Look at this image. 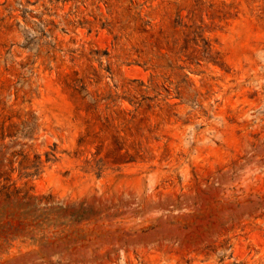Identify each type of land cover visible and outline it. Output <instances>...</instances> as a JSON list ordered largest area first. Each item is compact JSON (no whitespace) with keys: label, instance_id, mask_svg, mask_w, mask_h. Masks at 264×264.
<instances>
[{"label":"rangeland","instance_id":"obj_1","mask_svg":"<svg viewBox=\"0 0 264 264\" xmlns=\"http://www.w3.org/2000/svg\"><path fill=\"white\" fill-rule=\"evenodd\" d=\"M126 3L0 0V264H264V0Z\"/></svg>","mask_w":264,"mask_h":264},{"label":"trees","instance_id":"obj_2","mask_svg":"<svg viewBox=\"0 0 264 264\" xmlns=\"http://www.w3.org/2000/svg\"><path fill=\"white\" fill-rule=\"evenodd\" d=\"M122 1H126L127 3L125 5L120 6V12H116V14L118 15L117 22H104L102 23V26L111 27V30L113 32L116 29L115 40L117 42H121L124 38L132 36V33L130 32L131 30L135 33H139L140 35H151V38L154 37L151 32L146 28L150 23H144L140 18V13L138 12V9L142 8L144 4L136 5L135 0H119V2ZM147 1L149 0H146V2ZM173 5L177 7L176 19L174 21L175 32L177 33V28L180 27L184 30L183 33H185V31L191 29L192 26L188 23H184L181 17V5H177L175 3ZM86 24H89L91 27H93L94 25L92 22H86ZM156 44L159 51L161 52L164 49L161 47V45L164 44L163 39L157 40ZM168 50L171 52L170 49ZM95 55H98V52H91L89 54V57L87 58L88 61H93L94 57L92 56ZM81 58H85V55L81 56ZM87 79L88 78L84 73L82 74L78 71L66 74L63 77L65 87L70 92L71 97L74 99L75 103L78 106V109L84 107L86 111L91 108V106L86 104V99L90 95V93H88ZM92 96L93 106H97L99 103L98 98L100 97V95L96 94L95 96Z\"/></svg>","mask_w":264,"mask_h":264}]
</instances>
